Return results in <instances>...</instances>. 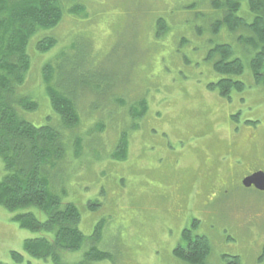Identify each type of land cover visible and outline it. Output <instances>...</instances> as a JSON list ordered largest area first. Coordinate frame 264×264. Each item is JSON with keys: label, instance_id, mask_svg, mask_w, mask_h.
I'll use <instances>...</instances> for the list:
<instances>
[{"label": "rangeland", "instance_id": "rangeland-1", "mask_svg": "<svg viewBox=\"0 0 264 264\" xmlns=\"http://www.w3.org/2000/svg\"><path fill=\"white\" fill-rule=\"evenodd\" d=\"M215 1L224 0H60L61 22L29 40L30 66L16 97L38 107H14L34 126L62 132L64 155L45 176L80 213L87 242L69 261L93 247L111 255L95 264H188L174 250L196 220L195 234L211 248L204 264H264V194L240 184L264 172V87L250 67L256 50L238 40L250 33L212 31L222 16ZM238 16L251 23L248 0H240ZM44 37L56 44L40 53L35 45ZM218 45L230 46L243 64L241 75L227 76L244 84L229 98L209 88L224 78L210 56ZM45 65L52 85L86 80L74 96L79 123L72 130L62 129L50 106ZM123 140L125 159L117 160ZM27 211L45 219L36 208L0 206V263L14 264L17 252L19 264H50L23 251L26 240L44 235L13 220Z\"/></svg>", "mask_w": 264, "mask_h": 264}, {"label": "trees", "instance_id": "trees-1", "mask_svg": "<svg viewBox=\"0 0 264 264\" xmlns=\"http://www.w3.org/2000/svg\"><path fill=\"white\" fill-rule=\"evenodd\" d=\"M213 6L222 11V16L211 27L214 33L222 27L233 33L240 29L250 33L249 36H240L238 40L244 46L256 50L250 60V67L255 82L264 87V0H248L249 14L252 16L250 24L238 16L240 0L215 1ZM62 17L60 0H0V160L5 169V175L0 180V206L12 213L36 208L45 216L44 220H40L27 211L13 217L20 228L44 233L24 242L23 251L29 257L50 261V264H95L111 259V255L90 247L84 250L81 260L67 259L69 253L81 250L87 238L79 230L78 208L72 203L63 202L52 192L45 176L47 169H54L64 155L62 132L49 125L34 126L24 120L14 107L18 106L21 111L37 109V103L29 97H16L30 66L27 46L37 33L53 30ZM55 44V39L44 37L38 39L35 48L44 53ZM211 55L217 58L213 63L215 73L224 78L209 88L218 89L223 98H229L233 90H242L243 83L227 78L241 75L244 70L241 60L233 57L232 48L218 45L210 52ZM52 71L51 67L45 65L43 76L46 95L53 112L59 117L62 129L72 130L79 123L74 96L77 89L85 88L86 80L81 86L75 83L67 85L68 89L64 85L59 87L55 83L52 85ZM55 71H59V67ZM60 80L61 77H55V82ZM139 106V117H142L146 104L141 102ZM126 150L123 140L117 148L115 159H125ZM192 226L196 229L197 223ZM100 228L98 226L97 229ZM183 239L185 245L176 248L174 255L188 264H204L211 250L209 240L202 235L191 238L188 234H184ZM10 255L14 264L23 261L21 253L11 252ZM234 263L237 264V261Z\"/></svg>", "mask_w": 264, "mask_h": 264}, {"label": "water", "instance_id": "water-1", "mask_svg": "<svg viewBox=\"0 0 264 264\" xmlns=\"http://www.w3.org/2000/svg\"><path fill=\"white\" fill-rule=\"evenodd\" d=\"M241 184L244 188L254 187L260 192H264V173L259 171L245 177Z\"/></svg>", "mask_w": 264, "mask_h": 264}, {"label": "flooded vegetation", "instance_id": "flooded-vegetation-1", "mask_svg": "<svg viewBox=\"0 0 264 264\" xmlns=\"http://www.w3.org/2000/svg\"><path fill=\"white\" fill-rule=\"evenodd\" d=\"M249 190L256 191V190L254 189L253 186L250 187ZM195 222L198 224V221L194 220L190 227H188V228H186V229L183 230L182 235H181V241H180L181 243H180V245H178L176 248H178V247H183V246L185 245L184 243H185L186 241H184V239H183V235H184V234H188V235H190L191 238H193L194 236H196V234H195V232H194L195 230H194V228H193V226H192ZM184 232H187V233H184Z\"/></svg>", "mask_w": 264, "mask_h": 264}]
</instances>
